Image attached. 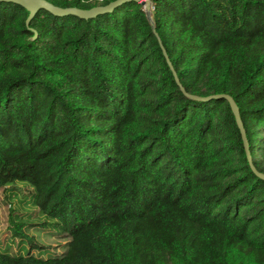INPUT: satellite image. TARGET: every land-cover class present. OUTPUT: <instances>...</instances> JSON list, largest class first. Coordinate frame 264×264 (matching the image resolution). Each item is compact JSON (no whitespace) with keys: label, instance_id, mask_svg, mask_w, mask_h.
<instances>
[{"label":"trees","instance_id":"1","mask_svg":"<svg viewBox=\"0 0 264 264\" xmlns=\"http://www.w3.org/2000/svg\"><path fill=\"white\" fill-rule=\"evenodd\" d=\"M151 1L181 84L233 96L264 172V0ZM28 15L0 1V188L28 182L70 240L46 258L1 248L0 264H264V179L229 103L182 92L142 4Z\"/></svg>","mask_w":264,"mask_h":264},{"label":"rangeland","instance_id":"2","mask_svg":"<svg viewBox=\"0 0 264 264\" xmlns=\"http://www.w3.org/2000/svg\"><path fill=\"white\" fill-rule=\"evenodd\" d=\"M33 194V187L24 181H17L9 188H0V249L8 248L6 250L14 254L27 253L33 248L34 255L45 258L64 253L70 237L52 218L44 216L36 206L29 203ZM12 214H18L27 221L25 230L34 237L33 240L24 239L21 242L19 238L12 237ZM45 221L48 222L46 225L40 224Z\"/></svg>","mask_w":264,"mask_h":264},{"label":"water","instance_id":"3","mask_svg":"<svg viewBox=\"0 0 264 264\" xmlns=\"http://www.w3.org/2000/svg\"><path fill=\"white\" fill-rule=\"evenodd\" d=\"M0 1L14 2V3H17V4L25 7L29 11V15H28L27 20H26V23L28 26L30 25V21L33 19V17L41 9H45V10H47V11H49L52 14L57 15V16L75 15V16H78L80 18L90 19V18H95L100 14L111 13L117 7L123 5L126 2L139 1L143 6V10L146 14V17H147L150 25L152 26L153 33L155 34V36L157 37V39L159 41V44L162 48L163 55H164L168 65H169L173 75H174V78H175L177 84L179 85L180 89L182 90V92L187 97L195 99V100H199V101H210L212 99H225L229 103V106H230V108L233 112V115L235 117L236 124H237V126L240 130V133H241V137L243 140L244 148H245V151L247 154V158H248L250 167L257 176L264 179V172L258 170V168L256 167V165L254 163L253 156H252V153L250 150L249 140L247 137V131H246L243 119L241 117L240 108H239V105L237 104V102L235 101V99L233 98V96L228 94V93H213V94H209L206 96L192 94V93L187 92L185 87L181 84L180 79L177 75V72L175 71L174 66L171 63V60L168 56V53H167L165 47L163 46V43L160 39L158 32L156 31L155 21L153 19V14H152L153 3L151 0H113L107 4H99V5H95L91 8H81V7H77V6L62 7V6L54 4L53 2H51L49 0H0ZM31 29L34 31V36L32 37L34 39V38H36L38 33L33 28H31Z\"/></svg>","mask_w":264,"mask_h":264}]
</instances>
